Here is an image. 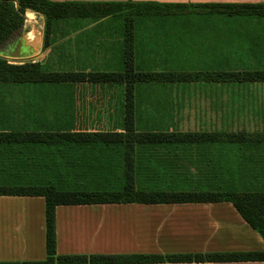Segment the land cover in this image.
<instances>
[{"label": "crops", "instance_id": "0c3cea01", "mask_svg": "<svg viewBox=\"0 0 264 264\" xmlns=\"http://www.w3.org/2000/svg\"><path fill=\"white\" fill-rule=\"evenodd\" d=\"M69 3H147L173 5L166 10H141L135 19L133 34L134 65L146 71L212 72V71H264L259 65L258 55L244 53L248 63L245 67H228L227 55L213 52L216 45L194 44L193 40H219L215 30L189 33L179 29L172 34L166 22H182L193 15L188 11L198 9L196 5L214 4H264V0H50ZM211 24L213 16H226L212 9H203ZM135 11H132L133 13ZM175 13V14H174ZM124 16L112 15L101 19L68 18L46 25L44 16L27 11L23 31L12 39L1 51L6 60L42 62L47 65L51 42L58 25L65 28L62 34L69 41L83 39L84 48L93 49L97 40H108L112 35L123 39L121 30ZM106 24L115 32H104V36H92V26ZM81 24V25H80ZM104 24V25H103ZM91 26V27H90ZM54 27V28H53ZM95 27V28H96ZM90 28V29H89ZM94 28V27H93ZM123 28V27H122ZM96 30V29H95ZM117 30V31H116ZM173 35V36H172ZM214 35V36H213ZM73 36L74 40H71ZM108 38V39H106ZM257 38L247 35L246 40ZM188 41V42H187ZM46 42L48 46L46 47ZM112 43L102 48L103 65L96 69H77L71 72L121 71L125 66V41ZM102 46V47H101ZM119 47L120 51L113 53ZM250 46H248V49ZM201 49L203 51H195ZM206 50V51H205ZM255 50V48H252ZM93 55V54H91ZM1 56V55H0ZM71 61L70 52L67 53ZM110 56V57H109ZM115 57V58H111ZM236 59H239L237 57ZM194 60H197L194 62ZM250 60V61H249ZM190 62V67L185 64ZM97 65V64H96ZM48 66V65H47ZM252 66V67H250ZM94 67V68H95ZM262 82H190L178 84H150L140 88L137 97V119L140 129L181 133H249L247 131H181L168 125L159 127L156 119L147 123L141 113L144 92L153 87H187L197 85H249ZM264 83V82H263ZM35 86V85H34ZM54 87V86H39ZM58 87V86H55ZM64 87V86H61ZM79 93L70 95V105L77 114L78 122L100 123L79 126L89 131L107 129L121 125L124 89L112 85L100 87L87 83L67 85ZM121 96L115 97L117 92ZM92 96V97H91ZM107 117L110 119L107 121ZM81 121V122H82ZM78 127V128H79ZM77 128V127H75ZM73 128V129H75ZM53 128L37 131H52ZM119 131V130H118ZM35 132V131H34ZM180 170L173 176L164 175L170 183L180 187L202 188L226 187L235 191H264V146L240 150L230 146L193 147L180 149L176 167ZM201 170V171H200ZM56 239L58 256H126V255H184L226 254L255 252L264 249V239L239 214L230 202L180 203V204H104L58 206L56 208ZM46 201L43 197L0 196V264H37L47 259L46 247ZM132 264V263H130ZM155 264H264L254 262H204V263H155Z\"/></svg>", "mask_w": 264, "mask_h": 264}, {"label": "trees", "instance_id": "16d2710c", "mask_svg": "<svg viewBox=\"0 0 264 264\" xmlns=\"http://www.w3.org/2000/svg\"><path fill=\"white\" fill-rule=\"evenodd\" d=\"M230 16L264 17V4L196 5ZM173 5L145 3H69L50 0H0V52L21 35L27 11L44 16L46 25L68 18L101 19L123 11L166 10ZM128 20L127 23H132ZM130 28H133L130 26ZM129 28V29H130ZM133 32L125 35V66L121 71L71 72L55 71L42 62L13 63L0 56V85L64 86L91 84L100 87H123L121 125L89 131L83 127L52 131H9L0 129V157L4 164L19 161L22 167L0 168V196L43 197L46 201L47 259L37 264H155L204 262L264 263V249L255 252L184 255L126 256H58L56 208L58 206L104 204H180L230 202L242 218L264 239V191H235L226 187H180L164 175L180 170L178 152L193 147L230 146L240 150L264 146V133H181L140 129L137 119V97L140 88L150 84L190 82H264V71L176 72L146 71L134 65ZM48 42H46V47ZM110 120L107 117V121ZM119 130V131H118ZM30 150L39 162L30 160ZM61 152V163L55 166L53 150ZM66 149H68L66 151ZM76 151L71 154L68 151ZM78 153H81L78 154ZM83 153V154H82ZM109 153L120 162L115 167L91 165L85 173L81 161H99ZM19 157V158H18ZM18 158V159H17ZM90 158V159H89ZM121 167V168H120ZM98 168H104L99 170ZM38 171L55 175L36 176ZM201 171V170H200ZM9 172V173H8ZM119 174V177H114ZM72 176L73 183L66 178ZM90 176L92 183H84ZM27 264V263H25Z\"/></svg>", "mask_w": 264, "mask_h": 264}, {"label": "rangeland", "instance_id": "374dc122", "mask_svg": "<svg viewBox=\"0 0 264 264\" xmlns=\"http://www.w3.org/2000/svg\"><path fill=\"white\" fill-rule=\"evenodd\" d=\"M141 13L137 11L133 13L123 11L121 13V16L125 18V24L121 26L123 37L130 30L134 34L133 30L135 29L133 28H135L136 23L133 18L141 15ZM189 13L193 17H188L184 26L182 22L179 23L178 21L165 23L166 26H169L172 34L178 33L179 29L182 32L183 27L187 31V34L215 30V33H218V36L221 37L219 40H193V43L216 45L213 52L216 54L226 53L228 61L226 66L228 67H245L246 65L244 64L248 63V61L243 54L249 52L252 55H258L255 59H258L260 62L255 67L264 68V17L242 15L238 18H228L226 16H218L216 18L213 16L210 19L212 21L211 24H208L209 21L206 18L208 14L203 9H193L191 12L188 11ZM129 19L133 20V22L127 23ZM130 26L133 28H130ZM95 27L89 28L93 32L92 36L94 37L97 36L96 33H98L99 37H102L104 36V32H115L112 27L107 28L106 24L101 29H99L101 26ZM64 28L65 26L62 27L61 25L55 27L56 34L52 38L51 52L47 58L48 67L55 71H74L82 69L85 66H88L87 69H96L95 66L103 65L100 60L104 55L103 51H105L104 49L100 52L102 48L98 49V43H101L104 47L106 44L112 43V39H117L115 43H123L125 41V38L120 39V36L116 33L117 35H112L110 39L106 38L108 40L101 39L95 41L92 44L93 49L84 48L83 39L68 42V38L62 34ZM247 35H255L257 38L246 40L244 38H247ZM71 40H74L73 36H71ZM248 46H250L249 49ZM252 48H255V50H252ZM68 50L70 52V62L67 60ZM119 51L118 47L114 49L113 53ZM195 51L200 52L203 50L198 49ZM2 53L4 52H0L1 57H3ZM237 57L239 59H236ZM9 61L13 63L20 62L17 60ZM196 61L194 60V62ZM189 63H186L185 67H190ZM72 94L75 97L79 95L76 90L72 93V89L67 87L0 85V129L9 131H37L47 128L73 129L81 125H100L97 122L84 123L82 120L78 122L76 119L78 116L70 105V95ZM114 96L119 97L121 94L118 91ZM144 96L145 98L143 97L140 107L142 116L147 119V123H152L153 119L162 121L159 127H164L166 124L174 130L181 131L227 130L234 132H264V83L153 87L147 89L144 92ZM23 152L32 153L26 156V158L35 162H39V159L45 157V155L38 157L39 154H35L28 149ZM68 152L76 154V151L73 150ZM78 154L81 155V153ZM60 155L61 152L59 150H53L51 162L53 160L56 167L62 161ZM101 155L97 162L93 160L81 161V166L85 173L94 172L91 169V165L109 166L116 169L119 167L117 163L120 161L117 160L116 156L109 153H101ZM3 164V157H0V168L3 167ZM10 164L17 167L23 166V163L17 160L7 162V164H4V167L11 166ZM98 169L106 170L104 168ZM44 174L58 177L53 171H45L44 173L38 171L36 176L43 177ZM114 177H119V174H115ZM87 178L88 180L85 179L84 183H92L90 176ZM66 180L67 183L74 182L72 176H68Z\"/></svg>", "mask_w": 264, "mask_h": 264}]
</instances>
